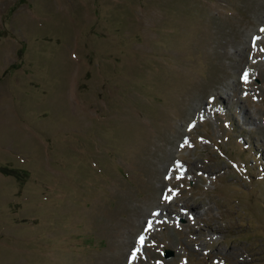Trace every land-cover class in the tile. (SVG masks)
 Wrapping results in <instances>:
<instances>
[{
    "label": "rangeland",
    "instance_id": "1",
    "mask_svg": "<svg viewBox=\"0 0 264 264\" xmlns=\"http://www.w3.org/2000/svg\"><path fill=\"white\" fill-rule=\"evenodd\" d=\"M262 28L264 0H0V264H264Z\"/></svg>",
    "mask_w": 264,
    "mask_h": 264
},
{
    "label": "snow or ice",
    "instance_id": "2",
    "mask_svg": "<svg viewBox=\"0 0 264 264\" xmlns=\"http://www.w3.org/2000/svg\"><path fill=\"white\" fill-rule=\"evenodd\" d=\"M261 31L264 32V28H262ZM258 39H259V37H253V48H254V49H255V47H256V41H257ZM260 51H264V48L260 49ZM241 80H242L243 82H245V83L248 81V71H247V70H245V71L242 73V75H241ZM187 143H188L187 140H185V144H187ZM181 147H183V145H181ZM181 175H182V173H181ZM180 178H181V176L178 175V176H177V179H180ZM164 199L168 200V199H171V197H169V196H165ZM148 224H149V227H150V226H151V221H149ZM147 230H148V229L146 228L145 231H147ZM138 242L141 243V244H143V242H144V236H143V235H141V236L138 237ZM138 251H139V249H135V250L133 251V254H132V257H131V258L134 259ZM158 264H159V262H158Z\"/></svg>",
    "mask_w": 264,
    "mask_h": 264
},
{
    "label": "bare ground",
    "instance_id": "3",
    "mask_svg": "<svg viewBox=\"0 0 264 264\" xmlns=\"http://www.w3.org/2000/svg\"><path fill=\"white\" fill-rule=\"evenodd\" d=\"M184 205V204H183ZM182 208L183 209H190V210H195L196 208L195 207H193L192 205H190V206H182ZM159 211V210H158ZM173 213H176V214H178V215H184V213L182 212L181 214L180 213H178V211L177 210H175V211H173ZM190 222H187L186 224H189ZM191 225H192V229L193 230H196V226H194L195 225V223H191ZM200 230V229H199ZM210 230V229H209ZM142 235V234H141ZM141 235H139V236H141Z\"/></svg>",
    "mask_w": 264,
    "mask_h": 264
},
{
    "label": "water",
    "instance_id": "4",
    "mask_svg": "<svg viewBox=\"0 0 264 264\" xmlns=\"http://www.w3.org/2000/svg\"><path fill=\"white\" fill-rule=\"evenodd\" d=\"M171 254H172V251L171 250H169V249H166L165 250V256H169Z\"/></svg>",
    "mask_w": 264,
    "mask_h": 264
}]
</instances>
